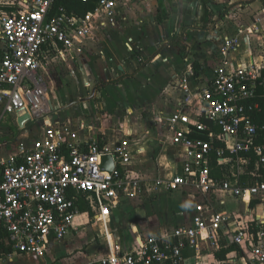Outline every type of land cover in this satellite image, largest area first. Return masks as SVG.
Segmentation results:
<instances>
[{"label":"built area","instance_id":"2783aa9c","mask_svg":"<svg viewBox=\"0 0 264 264\" xmlns=\"http://www.w3.org/2000/svg\"><path fill=\"white\" fill-rule=\"evenodd\" d=\"M54 1L0 0V38L6 46L0 55L1 117L28 116L23 127L41 125L31 141H20L0 158V256H43L78 229L80 218L90 216L103 224L108 254L81 264H187L184 251L193 248L200 258L203 243L218 247L222 234L247 250L249 264H264V213L249 218L213 204L219 193L246 203L248 212L253 200L264 202V143L257 142L264 125L254 117L264 76L253 63L233 56L240 37H225L213 77L194 92L185 87L182 105L164 125L177 148L178 168L154 184L192 189L207 198L196 203L189 224L140 236L125 249L109 231V208L139 196L144 179L133 166L163 139L142 145L123 138L109 145L94 135L77 143L76 133L56 120L44 76L50 54L87 55L90 42L104 41L124 18L118 10L123 0H97L85 16L54 14ZM10 5L13 11L6 9ZM260 31L252 27L253 33ZM134 48L131 39V54ZM103 156L112 157V170L102 166ZM212 159L221 177L214 175Z\"/></svg>","mask_w":264,"mask_h":264},{"label":"crops","instance_id":"0c3cea01","mask_svg":"<svg viewBox=\"0 0 264 264\" xmlns=\"http://www.w3.org/2000/svg\"><path fill=\"white\" fill-rule=\"evenodd\" d=\"M6 9L13 11L14 7L10 5ZM118 10L124 18V24L110 31L108 38L103 41V49L98 42L91 41L90 48L94 54L89 52L77 59L68 57L76 65L77 71L73 68L69 70L70 73H63L59 77L62 80L54 85V117L76 133L74 141L77 143H85L94 135L109 145L123 138L142 140L143 145L163 139L162 146L156 143L150 151L155 157L156 152H160L161 160L164 159L161 164L166 170L162 176H166L178 168V158L177 148L165 136L164 125L171 113L182 105L185 87L194 92L213 77L221 60L220 48L225 37L238 35L241 43L233 56L243 63H253L264 76V0H123ZM222 12L224 17L220 16ZM255 25L260 28L259 33L252 32ZM131 39L135 47L140 48L135 55L128 50ZM182 50L185 55H182ZM5 53L6 46L0 38V55ZM54 54L64 57L57 52L50 55ZM194 63H197V68ZM49 68L50 64L44 73L48 86ZM90 81L95 86L85 88V83ZM80 107L87 109V112H83L77 124L61 113ZM1 113L2 110L0 121L5 118L1 117ZM6 117H14L15 123L25 133L23 137L11 140L15 147L10 154L17 149L20 141H31L41 131L40 124L31 123L23 127L21 118ZM213 168V173H220L214 175L221 177V167ZM180 190L187 192L193 200L192 206L180 209L172 217L174 226L189 224L196 203L207 198L192 189ZM214 196L213 204L228 212L236 210L248 213V217L249 214L263 216L264 202L260 199L252 201L249 213L247 204L231 195L219 193ZM124 200L111 212L110 225L117 219L116 224L120 228L114 224L112 227L115 229H110L109 222L108 228L112 238L122 243L125 249L136 244L140 236L157 234L166 227H153L157 219L147 217L154 211L156 203L138 205V201L131 199L128 208L133 206L134 211L140 207L148 209L145 217L140 219L135 213L128 217ZM118 207L119 212L114 214ZM89 217L80 218L78 229L69 235L75 232L73 236L81 238L86 227L85 219ZM94 223L100 222L94 220ZM100 224L107 246L105 230ZM126 224L130 228L126 229ZM234 225L235 222L231 226ZM231 244L235 243L222 234L218 247L203 243L200 258L195 249L188 248L184 251L187 264H194L201 258L204 264H249L247 250L237 244L240 249L227 253L226 259L219 260L216 257L215 253L222 245L226 247ZM71 254H68L71 260L66 264H77L75 255Z\"/></svg>","mask_w":264,"mask_h":264},{"label":"rangeland","instance_id":"374dc122","mask_svg":"<svg viewBox=\"0 0 264 264\" xmlns=\"http://www.w3.org/2000/svg\"><path fill=\"white\" fill-rule=\"evenodd\" d=\"M93 42H98L100 48H104L103 40ZM88 50L89 51L87 53L94 52L92 48H89ZM134 50L135 53L132 55H135L138 50H140V48L136 49L135 47ZM49 57L50 68L48 77L50 95L51 97H55L53 89L54 85H57V82L59 83L60 80H62V78L59 79V77H61L63 73H70L69 70L73 68L75 69V72L77 71V69L74 62L72 60H69L72 56L66 55L64 57H59L58 55L54 54L50 55ZM80 58H82V56ZM70 61H72V63ZM85 84L86 86L83 85L85 88H87V86L88 88L95 86V84H93V82L91 83V81L89 83L86 82ZM1 110L2 108L0 106V112ZM83 112H87V109L80 107L78 109L71 108L66 112L62 111L61 113L62 115L66 114L68 117H70L71 121H73L74 124H77L78 120L83 116ZM23 135H25V133L23 130H20L19 126L15 123L14 117L3 118V120L0 121V156L8 157L10 152L13 151V148L15 147V144L11 143V140L23 137ZM136 142H139V144L143 145L142 140ZM150 153H147V155L141 158L140 162H137L133 166L134 170L140 175L141 178L144 179L139 196L133 199L139 202L138 205L156 203L154 211L150 213V216H147L149 219H157V221L152 224L153 227H158V225H174L175 222L172 217L176 216L177 212H179L180 209L184 210L189 208V206H192L193 199L190 195H188L187 192H184L183 190L177 188L164 189L156 187V185L154 184L155 179L159 176L164 175L163 173L166 172V170L164 169L163 164H161L162 162L164 163V159L161 160L160 152H156V157L153 153ZM130 201L131 198H125L124 200L125 204H127V208L130 204ZM114 208L116 207L114 205H111L108 213V222L110 229H115L112 226H114V224H116L117 222V219H114V222L112 221L110 225V219L112 216L111 212ZM133 209V206H130V208H128V217H132L135 213L134 215L136 217H139L140 219L145 217L146 210H148L147 208L142 209V207L138 208L136 211H134ZM119 210L120 207L115 209L114 214L115 212H119ZM91 218L92 217L85 219L86 227L82 232L81 238L73 236L76 235V233L74 232L73 235H68L65 241L58 242L53 245L51 250H49L43 256L34 257L25 254H19L11 258L0 256V264H66L67 262H69L68 260H71V257H69L68 255L71 253L72 256L75 255L78 261L77 264H81L88 259L107 256L108 250L105 237L102 233V225L100 223H94V219ZM130 223L131 222H129V224ZM129 224H126V229L127 227L130 228ZM117 227L120 228L118 223L116 224V228Z\"/></svg>","mask_w":264,"mask_h":264},{"label":"trees","instance_id":"16d2710c","mask_svg":"<svg viewBox=\"0 0 264 264\" xmlns=\"http://www.w3.org/2000/svg\"><path fill=\"white\" fill-rule=\"evenodd\" d=\"M97 0H55L52 8V13L56 14L59 13L61 10H65L68 13H74L78 16H85L87 13L92 11L96 5ZM220 16L224 17L225 14L222 12ZM182 55H185V52L182 50ZM195 68H197V63H194ZM198 74V72H196ZM255 101L259 102L260 109L257 110L254 114L255 122L260 126L264 125V85L259 86L258 93L255 98ZM262 133L257 139L258 143H264V129L261 130ZM212 164L216 165V161L212 159ZM215 174V173H214ZM220 173H216L215 175H219ZM86 209V208H85ZM5 249V248H4ZM240 248L235 245L231 244L228 246H221L220 250L215 253L216 257L219 260H224L227 257V253L233 250H239ZM9 251V249H5ZM5 256V255H1Z\"/></svg>","mask_w":264,"mask_h":264},{"label":"water","instance_id":"95a60500","mask_svg":"<svg viewBox=\"0 0 264 264\" xmlns=\"http://www.w3.org/2000/svg\"><path fill=\"white\" fill-rule=\"evenodd\" d=\"M27 119H28V116H23L21 118V122L23 123ZM101 163H102V166H105V168H107L108 170H112L113 169V162H112V157L111 156H103L101 158Z\"/></svg>","mask_w":264,"mask_h":264}]
</instances>
